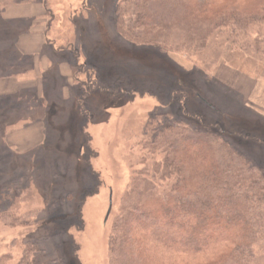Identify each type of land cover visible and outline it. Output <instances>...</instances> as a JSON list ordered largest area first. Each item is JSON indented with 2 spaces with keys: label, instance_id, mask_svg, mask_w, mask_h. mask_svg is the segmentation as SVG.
Wrapping results in <instances>:
<instances>
[{
  "label": "rangeland",
  "instance_id": "obj_1",
  "mask_svg": "<svg viewBox=\"0 0 264 264\" xmlns=\"http://www.w3.org/2000/svg\"><path fill=\"white\" fill-rule=\"evenodd\" d=\"M120 1L51 0L48 6L43 4L46 13L41 18H30L33 25L26 33L42 28L54 48L67 52L58 54L46 43L39 57H46L50 63L38 75L39 82H29L30 86H24L26 82L20 75L0 76V80L17 79L16 86L33 88L40 97L44 95L64 107L49 121L19 125L28 128L41 123V135L32 131L26 143H22L26 139L22 135L25 139L16 145L8 143L9 131L7 144L0 149L4 181L24 179L19 183L23 190L8 197L7 211L0 215V264H19L31 242L40 249L32 254L35 264H71L74 257L79 264H111L109 235L113 223L134 203L143 184L139 179L152 180L159 195L170 192L177 180L176 176L163 178L152 173L160 167L158 162L163 156L147 146L154 132L171 120L196 118V126L220 123L223 129L254 135L248 146H242L246 148L243 153L249 149L250 157L264 165V114L256 102L264 87V25L244 26L245 18L227 21L193 39L188 33L171 36L168 30L155 31L172 61L187 71V75L175 78V71L166 68L167 62L161 56L120 53L114 60L109 52L105 53L111 47L102 44L104 39H114L120 47L123 44L113 26ZM2 7L0 4L1 17L15 22L3 15ZM1 17L0 64L5 55L16 59L17 53L8 48L12 43L18 48V39L25 34L8 36L10 25ZM27 23L21 22L18 27ZM120 47L116 46L117 50ZM69 48L79 50L77 63H85L84 67L75 66ZM143 49L135 50L147 51ZM60 55H64L63 60ZM94 55L101 65L98 73L88 64L89 60L95 63ZM31 57L27 55L28 61L24 57L26 65L32 63ZM106 57H110L114 70L102 77L106 62L101 61ZM63 63L70 68L67 75L60 73ZM195 68L204 75L195 73ZM107 71L108 64L103 72ZM28 73L25 78L34 75ZM35 83H39L40 94ZM4 87L7 85L1 83L0 90ZM82 91L86 93L81 95ZM119 99L126 103L108 107ZM75 100L80 108L73 121L70 109ZM28 182V188H24ZM110 194L113 206L106 220ZM60 195L63 201H56ZM257 230L260 240H254L250 250L253 257L247 258L246 264H264V220Z\"/></svg>",
  "mask_w": 264,
  "mask_h": 264
},
{
  "label": "trees",
  "instance_id": "obj_2",
  "mask_svg": "<svg viewBox=\"0 0 264 264\" xmlns=\"http://www.w3.org/2000/svg\"><path fill=\"white\" fill-rule=\"evenodd\" d=\"M41 1L48 6L51 0ZM120 2L113 26L123 44L120 47L114 44V39H104L103 43L99 40L106 47H111L105 53L109 52L114 60L120 53L133 56L134 53L141 52L161 56L167 62L166 68L171 73L175 71V78H179V74L187 75V71L172 61L163 49L166 45L156 36L155 31L168 30L171 36L188 33L193 39L204 34L206 29H215L227 21L239 22L245 18L244 26L260 23L264 25V0ZM2 20L10 25L6 29L10 37L29 32L33 25L32 19H26L27 25L19 27L18 24L26 20ZM47 44L58 54L68 50L54 48L53 41L48 40ZM10 46L8 51H15L16 59L4 56V63L0 64V76L15 77L32 71L33 64L24 63V57L28 61L27 55L20 52L14 43ZM116 46L120 48L117 50ZM138 47L147 51H136ZM69 49L76 60L75 66L84 67L85 63H77L79 50ZM93 57L95 63L91 60L87 63L93 65L97 73L101 72L97 55ZM110 57L101 61L107 63L108 60V71L103 72L107 66L105 63L100 75L102 77H107L114 70L112 64H109ZM59 58L63 60L64 55ZM153 66L155 65L151 67ZM161 67L165 69V66ZM195 73L204 72L196 69ZM161 81L159 78L158 84ZM175 84L184 86L183 82L175 81ZM83 92L81 95L86 93ZM43 97L44 95L40 97L33 88L24 86L9 95L0 96V149L7 144L6 136L9 131L20 128L19 125L26 126L39 120L49 121L53 114L64 108ZM76 101H73L70 109L73 121L80 108L77 109ZM118 101L108 104V107L126 103L120 99ZM179 114L181 115L180 110ZM166 115L168 114H163L167 118ZM195 119L180 118L166 122L148 140L147 146L156 148L163 156L158 162L160 167L155 168L152 173L163 178L176 176L177 180L170 192L159 195L152 180L139 179L143 184L134 197V203L113 223L109 235L111 264H246L247 258L253 257L250 250L254 246V240H260L256 237L257 227L264 220V165L250 157L252 151L249 153V149L246 154L243 153L246 148L242 146H248L249 139L254 140L256 137L223 129L220 123L196 126L195 122L199 121ZM67 123L70 124V121ZM252 125L256 128V124ZM83 126L81 132L85 134ZM261 132L264 133L263 124ZM5 179L0 174L2 216L7 211L5 204H8V197L23 190L19 183L24 180L22 177V180L14 178L9 182L4 181ZM28 184L29 182L24 188H28ZM44 196L47 194L44 193ZM55 198L56 201L64 199L63 195ZM176 237L179 238L173 240ZM28 246L19 264H35L32 254L40 249L35 242ZM72 252L75 253L76 250ZM76 261L74 257L71 264H79Z\"/></svg>",
  "mask_w": 264,
  "mask_h": 264
},
{
  "label": "crops",
  "instance_id": "obj_3",
  "mask_svg": "<svg viewBox=\"0 0 264 264\" xmlns=\"http://www.w3.org/2000/svg\"><path fill=\"white\" fill-rule=\"evenodd\" d=\"M0 4L3 6L2 7L3 15L6 18L11 19V20L13 19L14 20H17V19L24 20V19H30V18L37 19V18H41L46 13L44 9L45 7L42 1L40 0H0ZM40 29L41 30L35 29L33 32L28 33V34L25 33L21 35L18 39V49L22 53L32 56V63L34 60L33 69H32L33 71H30V73H34V75H31L30 77L25 78L24 74H20V77L23 80L22 82H26L24 86H30L29 82H32V83L37 82L40 76L39 74H41L42 71L47 69L48 64L50 63L46 57L44 56L39 57L41 50L44 48V45L47 43V38L44 37L45 32H43L42 28ZM44 59L45 60L47 59L48 61L47 60L44 61ZM60 68H61L60 73L64 75L69 74L70 68L69 66H67L66 63H63ZM26 74H29V73H26ZM1 83L2 85L3 84L7 85V87H4L2 88V90H0V96L9 94L11 92H15L19 88V86H16L17 83H19V81L14 78L1 79L0 84ZM35 84L36 85L34 86H37L39 90V94H40L41 90H40L39 83H35ZM262 93H264V87L260 89V94L258 97H256L257 99L256 102L259 104V107L262 108L263 114H264V101H262V98L264 97L261 96ZM32 131L40 132V135H41V132L43 131V127L41 126V123L33 124L32 126L28 128L23 127V128H19V129L17 128V129L10 131L11 133L8 134L7 141L10 144L18 145L21 143V141H18V140L25 139V138H22V135H25L26 139L25 141L22 142L24 144L32 136ZM18 133H21V134H18ZM28 147H30V145H28Z\"/></svg>",
  "mask_w": 264,
  "mask_h": 264
},
{
  "label": "water",
  "instance_id": "obj_4",
  "mask_svg": "<svg viewBox=\"0 0 264 264\" xmlns=\"http://www.w3.org/2000/svg\"><path fill=\"white\" fill-rule=\"evenodd\" d=\"M112 198V194H110V205H109V208L108 210L106 211L107 212V216H106V220L108 219V217L110 216L111 212L112 211V206H113V200L111 199Z\"/></svg>",
  "mask_w": 264,
  "mask_h": 264
}]
</instances>
